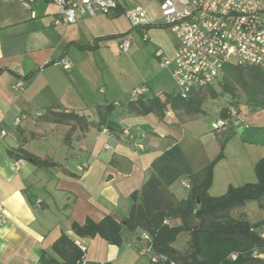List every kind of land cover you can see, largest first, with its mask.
Segmentation results:
<instances>
[{"label":"crops","instance_id":"crops-1","mask_svg":"<svg viewBox=\"0 0 264 264\" xmlns=\"http://www.w3.org/2000/svg\"><path fill=\"white\" fill-rule=\"evenodd\" d=\"M24 1L0 0V204L7 218L0 226V264L61 263L53 246L62 236L83 244L86 258L96 264H150L130 246L140 232L123 228L115 246L98 235H76L72 224H98L107 216L122 223L152 162L175 144L194 171L207 166L194 165L182 145L194 108L171 101L177 97L172 60L178 41L158 23L157 0H118L108 16L59 26L52 0H32L30 11ZM135 6L144 7L155 24L132 30L125 11ZM124 38L131 41L126 54L119 51ZM162 58L170 64L163 67ZM17 83L21 88L14 91ZM141 86L149 90L144 101L166 102L162 112H124L127 96ZM71 113L74 121L42 120ZM240 127L221 133L229 138ZM23 154L44 163L38 166ZM230 186L242 185L224 189ZM179 188L167 189L175 201L181 200Z\"/></svg>","mask_w":264,"mask_h":264},{"label":"trees","instance_id":"trees-1","mask_svg":"<svg viewBox=\"0 0 264 264\" xmlns=\"http://www.w3.org/2000/svg\"><path fill=\"white\" fill-rule=\"evenodd\" d=\"M225 96L234 101L242 96L247 106L263 109L264 74L255 66L229 64L214 85L192 92L186 100L177 96L171 101L180 107L190 106L196 113L205 100ZM165 103L157 98L144 101L140 97L128 103L124 112L158 113L163 111ZM230 111L229 108L221 109L220 118L229 119ZM53 117L58 119L46 114L42 120L77 119L74 113L61 119L58 114ZM22 157L38 166L44 163L29 154ZM150 170L151 175L141 191L131 196V206L122 223L110 216L98 224L87 221L80 227L73 223L74 233L81 237L98 235L109 245L118 246L123 228L131 234L146 232L151 238L153 252L175 264H264V237L258 231L264 224L260 227L250 225L243 213L245 205L251 201L260 206L264 203V158L255 167V183L230 186L219 197L208 193L213 181L212 165L194 171L178 144L157 157ZM179 180L187 183L189 190L186 198L175 201L167 189ZM181 234L185 236L184 244L176 249L174 243ZM53 251L61 263L50 260L48 264H74L81 258L80 251L66 236L55 243Z\"/></svg>","mask_w":264,"mask_h":264},{"label":"built area","instance_id":"built-area-1","mask_svg":"<svg viewBox=\"0 0 264 264\" xmlns=\"http://www.w3.org/2000/svg\"><path fill=\"white\" fill-rule=\"evenodd\" d=\"M57 7L55 25L74 24L78 18L95 17L98 14L108 16L117 10L118 0H52ZM160 19L158 23L167 26L178 41V47L172 60L174 68L172 79L177 96L186 100L199 89L214 85L229 64L251 65L264 74V0H157ZM32 0H25L23 7L31 10ZM125 17L132 30L155 24L146 9L135 6L125 11ZM146 41L147 37L143 36ZM131 41L124 38L119 51L126 54ZM162 52L156 56L161 58ZM170 61L162 58V66ZM68 68V66H65ZM19 83L13 86L19 91ZM149 90L141 86L127 96V103L143 97ZM231 120L217 119L212 124L213 132L219 133L228 127L243 123V118L230 111ZM25 116L17 118L18 126ZM4 131L1 136H5ZM83 164V169L87 168ZM189 190V185L183 183ZM7 221L0 204V226ZM167 223V222H165ZM81 258L74 264H96L86 258L87 248L80 242H74ZM139 256H145L151 264H175L152 250L151 238L141 232L138 241L130 245ZM232 259H235L233 256Z\"/></svg>","mask_w":264,"mask_h":264},{"label":"rangeland","instance_id":"rangeland-1","mask_svg":"<svg viewBox=\"0 0 264 264\" xmlns=\"http://www.w3.org/2000/svg\"><path fill=\"white\" fill-rule=\"evenodd\" d=\"M244 100L242 96L235 101L229 96L208 100L194 114L189 125L190 131L182 144L194 165H212V174H215L209 189L212 197L224 195L227 190L224 186L229 183L230 185L255 183V167L264 158V108L254 109L247 106ZM224 107L230 108L235 115L243 118L242 127L229 138L225 133H215L212 129V124L220 115L219 110ZM240 130H244V133L239 134ZM175 186L180 187L176 197L186 198L188 190L181 186V181H176L172 187ZM243 213L250 225L260 227L264 224V203L260 206L257 202L251 201L245 205ZM258 231L263 232L264 228L260 227ZM184 239V234L178 236L174 247L181 249Z\"/></svg>","mask_w":264,"mask_h":264},{"label":"water","instance_id":"water-1","mask_svg":"<svg viewBox=\"0 0 264 264\" xmlns=\"http://www.w3.org/2000/svg\"><path fill=\"white\" fill-rule=\"evenodd\" d=\"M241 132V130L239 131V133Z\"/></svg>","mask_w":264,"mask_h":264}]
</instances>
